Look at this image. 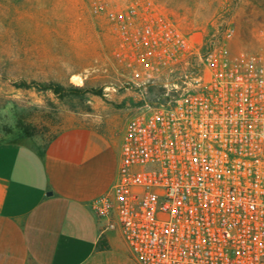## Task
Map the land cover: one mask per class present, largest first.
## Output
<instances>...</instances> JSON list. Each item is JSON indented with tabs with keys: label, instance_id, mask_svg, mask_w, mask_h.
Masks as SVG:
<instances>
[{
	"label": "built area",
	"instance_id": "obj_1",
	"mask_svg": "<svg viewBox=\"0 0 264 264\" xmlns=\"http://www.w3.org/2000/svg\"><path fill=\"white\" fill-rule=\"evenodd\" d=\"M113 59L159 88L124 128L117 175L90 203L137 264H264V45L232 52L143 0H102Z\"/></svg>",
	"mask_w": 264,
	"mask_h": 264
},
{
	"label": "rangeland",
	"instance_id": "obj_2",
	"mask_svg": "<svg viewBox=\"0 0 264 264\" xmlns=\"http://www.w3.org/2000/svg\"><path fill=\"white\" fill-rule=\"evenodd\" d=\"M100 1L0 0V132L29 126L35 135L20 141L34 148L78 125L120 139L142 102L161 95L129 86L127 69L113 59L116 33L94 10ZM143 1L203 41L232 28V52L264 45V0ZM49 84L84 91L57 97L41 89Z\"/></svg>",
	"mask_w": 264,
	"mask_h": 264
},
{
	"label": "crops",
	"instance_id": "obj_3",
	"mask_svg": "<svg viewBox=\"0 0 264 264\" xmlns=\"http://www.w3.org/2000/svg\"><path fill=\"white\" fill-rule=\"evenodd\" d=\"M121 139L78 125L41 148L0 145V264H137L90 208L116 180Z\"/></svg>",
	"mask_w": 264,
	"mask_h": 264
},
{
	"label": "trees",
	"instance_id": "obj_4",
	"mask_svg": "<svg viewBox=\"0 0 264 264\" xmlns=\"http://www.w3.org/2000/svg\"><path fill=\"white\" fill-rule=\"evenodd\" d=\"M28 87H31V84H29ZM43 90H49L51 91L55 96L57 97H65L66 95L70 94H79L81 89H74L70 91H66V89L58 86V85H45L42 86ZM1 136H0V145L5 143H12V144H21L23 142L20 141V139H28L33 137L34 130H32L29 126H25L23 124L17 123L14 127H3L1 129ZM102 248L105 247L103 243L100 244Z\"/></svg>",
	"mask_w": 264,
	"mask_h": 264
}]
</instances>
